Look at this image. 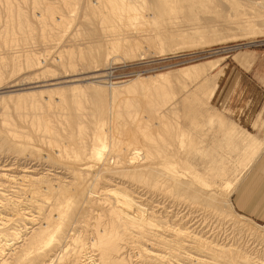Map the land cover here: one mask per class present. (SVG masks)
<instances>
[{
	"label": "rangeland",
	"instance_id": "374dc122",
	"mask_svg": "<svg viewBox=\"0 0 264 264\" xmlns=\"http://www.w3.org/2000/svg\"><path fill=\"white\" fill-rule=\"evenodd\" d=\"M93 2L95 0H0V228L7 234L18 230L23 233L21 239L17 241L12 240V236L0 235V246L7 240L6 243L13 244L5 246L4 258L8 259L6 260L8 263L4 264H13L24 254L23 247L28 242V239L24 238L29 237L31 231L40 225L44 218L43 214L56 202V192L51 195L47 191L38 194L30 191V187L36 183L35 180L38 176L46 175L48 179L59 182L60 186L63 184L69 186L73 181L70 173L74 169L71 161L78 163L82 150H87L91 155L96 147L101 148L102 142L97 138L103 129H110L111 119L140 121V117L148 119L157 109L166 111L168 115L164 118L165 121L173 123L177 121L186 128L185 147H177L175 157L170 156L168 159L170 158V161L180 159L178 169L185 173L198 171L210 183L216 181L215 186L220 194L232 189L230 199L242 177L251 168L245 169L244 165L250 159L251 153V149L248 148L250 145L248 137L253 134L262 140L258 134L260 121H245L242 113L233 112L227 105H220L214 100V92L226 66L233 72L248 69L252 64L251 58L263 52L264 0H137L139 4L137 3L133 13L129 9L127 10L129 12L125 13L128 14V19L127 15L125 18L120 17L121 10H116L110 4V8L105 4L109 8H106L107 12L104 5L103 8L101 5L100 10L99 7H95L96 5H92ZM112 10H116V13ZM105 11L107 15L109 14L110 20L105 18L108 17L106 14L104 16ZM11 12V18L15 16L14 20L9 17ZM112 12L116 14L115 17ZM52 13L55 18H64L65 26L62 24L63 21L59 24L57 18L54 20V17H51ZM121 16L124 17V14ZM118 41H122L121 44L119 42L117 45ZM214 62L217 63L214 69H204L200 75L195 74L197 68ZM154 74H165V77L162 79L158 77V81L154 79L150 82L151 86L137 90L132 88L127 90L128 88L121 86L115 89L110 83L120 81L130 83L138 77ZM124 83L121 85H125ZM62 94L66 96V100L64 99V103L60 105L59 97H62ZM78 95L81 99L77 97ZM77 98L80 100L77 101ZM79 101L83 103L79 105ZM187 114L190 116L187 117ZM44 118H48L60 132L61 142L69 145L67 152L62 147L55 150L56 148L49 144L51 134L44 133L33 124L34 121L43 122ZM78 121H83V124L78 125ZM196 121L199 122L195 123ZM227 125L239 131L235 130L232 135V138L235 136V140L231 141L233 144L224 140L227 134L223 128ZM81 129H86V134L80 135ZM105 138L106 135L103 136V140L109 142ZM192 140L196 141V148L202 146L205 150L203 153L199 152L202 158L197 157L195 149L188 154V159L194 158L195 162L194 166H189L190 172L185 169L187 167L185 163ZM22 149H25V152ZM263 149L264 145L261 152ZM108 150L110 147L104 156L108 155ZM48 154L54 157L49 159ZM58 154L61 157L63 155L65 161L60 160ZM57 155L60 161L56 160ZM67 160H70V163ZM91 160L100 163L102 159ZM212 162H217L215 167L210 166ZM221 168L227 170L225 175H220ZM104 175L105 180L102 179V182L96 185L99 197L105 196L103 189L108 183L116 184L121 180L116 178L112 183L109 179H115L112 178L113 175ZM127 184L131 186L130 191L141 201L140 203L157 205L161 201L168 211L164 212L168 216L166 218L172 222L176 219V223L174 222L176 227L190 226V229H198L201 234L203 232L209 235V238L215 240L219 238V241L221 239L220 243L224 241L230 245L232 242V246L248 250V254H251L255 262L253 264L264 263V237L260 238L261 235L259 236L246 221L263 227L264 222L251 220L252 223L250 219L241 217L235 211L232 200L228 208L224 204L220 206L221 212L212 205L206 206V201L198 203L186 198L176 199L171 194H164L160 189L142 198L146 187L144 189L128 181ZM162 186H165V183H162ZM204 191H207L206 188ZM37 204L43 209L40 207L37 209ZM82 206V209L78 208L76 213L74 212V217H78V223L76 221L74 224L78 235L76 233L75 235L79 236L78 241L82 243L67 238L64 247H61L63 250L61 248L49 250L47 256L35 258L31 263L26 262L27 264H47L50 259H55L52 264H73L71 260L75 259V255L72 251L75 246L80 245L78 248L83 250V255L77 264H101L100 255L91 249L95 219L89 216L90 207L85 203ZM162 211L163 209L160 210ZM20 214L23 217L34 218V223L29 219L21 220V216L18 218ZM2 218L13 220L3 221ZM237 220H240L239 223ZM236 222L239 225H236ZM232 230L239 231L237 233ZM255 233L258 236L254 235ZM170 234L166 236L173 239L175 236ZM237 234H240L241 238ZM138 243L140 244L136 242L137 245L134 243L135 245L126 247L124 251V255H130L135 264H160L148 257V254L144 259L139 253L140 246L145 245L144 247L154 253H168L158 246L157 248L151 244ZM255 248L258 252L254 250ZM63 252H68V255L62 259L63 261L57 260L58 254L61 256ZM180 256L175 259L171 257V264L184 263L181 254Z\"/></svg>",
	"mask_w": 264,
	"mask_h": 264
},
{
	"label": "bare ground",
	"instance_id": "6f19581e",
	"mask_svg": "<svg viewBox=\"0 0 264 264\" xmlns=\"http://www.w3.org/2000/svg\"><path fill=\"white\" fill-rule=\"evenodd\" d=\"M136 1L137 0H95V2H93L92 5H96L95 7H99L101 10V5H102V8L104 5L105 6L104 9H106L109 7V4H110L112 7H115L116 10H119V11L121 10L120 14L121 15L124 14V17L121 15H120V17L125 18V15H127L126 19H128L127 18L128 14H125V13L129 12V11H127L128 9L132 10V13H133L134 8L138 3ZM8 3H10V2H8ZM67 3H69V2H67ZM105 4H107L108 7H106ZM12 6H13V4H12ZM67 6H70V5L68 4ZM50 8H49V10H50ZM97 10H99V9H97ZM116 10L115 11L112 10V11H114L116 13ZM17 11H19L18 8H17ZM106 11L108 12L107 9H106ZM106 11L104 13V16L107 13ZM114 12H112L113 16L115 14ZM112 13H110V16ZM135 13H137V12H134V14ZM10 14L11 15L9 17L11 18L12 12ZM134 14H133V16H134ZM51 15H53V13ZM54 16L55 15H53L51 17L53 18ZM104 16H103V18H104ZM106 16H108V17H105V18H107V20H110V19H108L109 14L108 15L106 14ZM113 16H112V18L115 17V16L114 17ZM7 17H8V15H7ZM14 18H15V16L13 17V19L12 18L11 19L14 20ZM56 18L54 17L53 19L55 20ZM63 20H64V18H62V17L57 18V22L59 24ZM16 23L18 24V22H16ZM54 24H56V22ZM62 24L63 25L65 24L64 21L62 22ZM21 26H22V22H21ZM103 30H105V29H103ZM122 41H118L117 45L119 42L121 44ZM113 44L115 45V42H113ZM120 44H119V46H120ZM128 44H130V42ZM111 45H112V42H111ZM206 66H209V68H207ZM206 66H202V67L197 68L195 74L200 75L199 73H201L204 69L205 70H212L217 66V63L216 62L209 63ZM185 74L188 75L187 73H185ZM164 75L163 74H154V75H150V76H146V77H138L135 80L131 81L130 83H127V82L124 83L125 81L110 82V83L112 84V87L115 89L117 87L121 86L124 88H128L127 90H129L130 88H132L133 90H135V89L137 90L139 88H143V87L145 88L146 86H149V85L151 86V84H150L151 81H153L154 79H157L158 77L159 78L161 77V79H162V77H165ZM157 81H158V79H157ZM123 83L125 85H121ZM75 89L77 91V89H78L77 86ZM77 97L81 99V97H79V95ZM59 98H60V102H61V103L60 102L59 103H60V105H62V103H64L63 100L64 99L66 100V96L62 94V97H59ZM78 98H77V101L80 100ZM75 99H76V96H75ZM80 103H81V101H79L78 102L79 105H81L83 102L81 104ZM172 106H174V105H172ZM175 108H176V106H175ZM173 111L174 110H172V112ZM177 111H179V110H177ZM131 114L132 113H129V115H131ZM175 114H176V112H175ZM190 114H187V117H189ZM140 115H142V114H140ZM167 115L168 114L166 111L157 109V111H155L154 113H152L148 117V119L154 120V121H145L148 119H144L143 116L140 117V121H112V119H111L110 129H103L101 131V134H99V136L97 138L99 142H102L101 148L99 146H98L99 148L96 147V149H94V151H93L94 153H91V155H90V152L89 153L87 152V150H85V151L82 150L81 155H79L80 159L78 160V163H76V162L73 163L71 161V165L74 169L70 168V169H72V172L69 169V171L71 172L70 175L72 174V178H73V181L70 183L69 186H64V184L60 186L59 182L56 183V182L52 181V179H48V177L46 175H45L46 177L41 175L40 177L38 176L37 179L35 178L36 183L33 184L32 187L29 186L30 191H32L33 194H38L41 191L42 192L47 191L51 195H52V193L56 192L57 193L56 202L51 209H48L49 210L48 212L43 214L44 218H43L42 222L40 223V225L31 231L32 233H30L31 235L29 237L27 236L28 238L27 237L24 238L25 240L28 239V242L25 241V242H27V245L25 246L23 244L24 245V247H23L24 248V250H23L24 254L22 256H19L14 261L13 264H27L26 262L31 263V262H33V260L35 258H38V257L43 258V257L47 256L51 250L64 247L67 238H71V240H74L75 242L78 241L79 236H76V235H78L77 234L78 230H77V227H74V224L78 220V217H74V212L76 210H78V208L82 209L83 203H85L87 206L90 207L91 215H89V216L91 217V219H95L94 220L95 222L93 223V225H94V227H93L94 238H92L93 241L91 243V249L93 251L98 252V256L100 255L99 260H100L101 264H135L133 262L135 260H132V257L130 255H127L128 257L126 255H124V253H125L124 251L128 248V246L135 245L136 242H140V244L141 243L151 244L153 246H156V247L158 246L164 250H167L168 255L165 254V252H164V254L163 253L159 254L158 252L154 253V251L150 250L149 248L144 247L145 245L139 247V249H140L139 253L142 255V257L149 255L148 257L152 258L153 261H156L157 263H160V264H166V263L171 264L170 258L171 257H174V259L178 258V257L180 258L181 257L180 254L182 255L183 260H184V263H181V264H253V263H255L253 261V257H251V254H248V252H247L248 250L245 251V249H242V248L240 249V248L234 247L236 245L232 246V242H231L232 240H230L231 244L227 245L224 243V241H223V243H220L221 239L219 241L218 240L219 238L216 239L217 240L216 241L215 239L209 238L210 236L203 233V232L201 234L200 233L201 231H198V229H195V228L190 229L191 228L190 226L189 227H183V226L182 227H180V226L176 227V225H174V222L176 223V219L172 222L171 220H168L169 218H166L168 216L166 214H164V212L165 211L168 212V211L166 210L167 209L166 206L161 204V201L157 205L156 204L155 205H153V204L147 205V204H143L144 202L140 203L141 201L137 200L136 199L137 197L135 195H133L132 192L130 191L131 186L129 187L128 184H127L128 186L126 185V183L128 181V183H131L132 185L133 184L138 185V186H141V188L146 187V189L144 188L146 191H145V193H143L142 198H143V196H146L147 194L151 195L152 193H156V189H160L164 192V194L165 193L171 194L176 199L186 198V199H189L191 202H198V203H200L202 201H206V206L212 205L216 208V210H220V211H221L220 206L222 204H224V206L226 208H228L229 205L231 206L230 194L232 192V189L229 191L227 190L226 193L220 194L218 192L219 190H217V188L215 186L216 181H214V182L212 181V183H210L208 180L203 178V176L198 171L195 172L192 170L193 173H185L184 171H181L178 169V164L180 163L179 158H178L179 160L173 159L172 161H170V158L168 159V157H170V156L172 157L175 155V150L177 147H179V148L185 147L186 140H185L184 136H186V134H185L186 128H184V126H183L184 124L181 125L177 121L176 122L174 121L176 124L173 123L172 121H165L164 118H166ZM192 116H194V115H192ZM42 121L43 122L34 121L33 124H35L38 128L42 129L44 133L49 134V135L51 134L49 144L54 149L56 148L55 150H57L59 147H62V149H65L67 152V147H69V145L67 146L65 143L61 142L62 140L59 138V136H61L60 132L53 126V124H51V121H49L48 118H44ZM192 122H194V121H192ZM197 122H199V121H196L195 123H197ZM177 123H179V124H177ZM211 123H213V122L211 121ZM77 124L82 125L83 121H78ZM84 124L86 125V123H84ZM206 125H209V123ZM81 127H84V126H81ZM87 128H88V126H87ZM223 129H224L223 131H225V133L227 134L224 137L225 142L232 143L231 141L235 137L234 136L232 138L234 131L235 130H236V132H239V131H237V129H235L233 126L228 127V125H227V127L223 128ZM189 130H190V128H189ZM196 130H197V128H196ZM194 132H195V129H194ZM236 132H235V134H236ZM83 134H86V129L85 130L81 129L80 135H83ZM105 135H106L105 140L107 139V140H109V142L103 140V136H105ZM248 139L250 141V145L248 148L251 149V153L249 154L250 159L246 161V164H244V165H246L245 169H248L249 167H251L253 165V163L255 162L254 159L257 157L258 153L261 152L263 145H264V140L262 141V140L258 139L253 134H250ZM248 139H246V140H248ZM83 140H84V138H83ZM243 140L245 141V138ZM190 144L191 145H190L189 153H187V161L185 163V165H187V167L185 169H187V171L191 172V170H189V166H191V165L194 166L195 162H194V158L188 159V156H189L188 154H190L192 151H194L193 149H195L198 153V154L196 153L197 157L202 158L203 156H200V155H201V153L204 152L205 149H203L202 146H200L199 148L197 146V148H196V141L195 140H192V142H190ZM75 145H77V144H75ZM81 145H83V144H81ZM186 145H187V143H186ZM187 146H189V144ZM212 146L214 147L213 144H212ZM109 147H110V150H108V152H109L108 155L104 156L105 151H107V149ZM84 148H85V144H84ZM208 148H210V147H208ZM208 148H206V150ZM199 149H200V151H199ZM12 150H15V149H12ZM23 150L25 152V149H22V151ZM172 150H173V152H172ZM256 151H257V153H256ZM19 152H20V150H19ZM199 152H201V153H199ZM172 153H174V154H172ZM203 155H205V154H203ZM48 156H49V154H48ZM52 156L54 157V155H51V156H49V159ZM59 156H58V158H56V160H59ZM62 157H63V155H62ZM62 157L60 160L64 159ZM205 157H207V155ZM91 158H94V159L99 158L102 160L100 163L97 162L96 160H95L96 162L95 161L93 162L91 160ZM64 161H65V159H64ZM67 162L70 163V160L69 161L67 160ZM216 164H217V162L216 163L212 162V164L210 166L215 167ZM221 171H222V173L220 174L221 176L225 175L227 173L226 169L222 170V168H221ZM248 171H249V169H248ZM104 174L113 175L112 178H115V179H109L108 178L110 181H112V183H114V181H116V178H119L121 180L120 181L118 180V182L116 184H111V182L108 180L110 182V184L109 183H108V185L106 184L107 186L105 187V189H103V190H105V191H103V194L105 196L99 197V196H97L99 191L96 189V185L99 182H102V179L105 180L106 175H104ZM162 183H165V186H162ZM200 183H201V185H200ZM112 185H115V186L112 187ZM111 188H113V189H111ZM205 188L207 191H204ZM134 193H136V191ZM146 198H148V197H146ZM151 200H150V203H151ZM152 203H154V202H152ZM181 204H182V202H181ZM40 205H42V203ZM40 205L38 206V204H37V206H36L37 209H38V207L43 209V207ZM155 208H157V209H155ZM161 209H163L162 212H160ZM20 216H21L20 219L23 221L24 220L27 221V219H29L31 222H33L34 218L23 217L22 214L18 215V218ZM196 216H197V214H196ZM237 216L240 217V215H237ZM222 217H224V216H222ZM241 217H244V216L241 215ZM2 220L3 221L4 220L10 221L13 219L12 218H2ZM65 221L66 222L68 221V222L65 223ZM239 221L237 220L238 223H239ZM91 222H93V221H91ZM170 222H172V223H170ZM237 222H236V225L238 224ZM242 222H244V220H242ZM251 222L253 223V221H251ZM77 223H78V221H77ZM246 223H248L249 226L253 230H255L257 234H259V236L261 235L260 238H262V236L264 237V231H262V229H264L263 226H259V225L254 224V223L252 225L251 223H249V221H246ZM0 225H1V222H0ZM180 225H181V223H180ZM240 225H241V223H240ZM257 226H258V228H257ZM241 227H244V226H241ZM246 227L247 226H245V228ZM72 230H74V232H72ZM2 231H3V228H0V235L3 234V235H7V236H12L13 238L12 237L11 238L14 241L21 239L22 234H23V233L21 234V231H19V230L13 231L10 234L9 233L8 234L3 233ZM232 231H234V230H232ZM238 231H234V232L238 233ZM240 232H242L241 228H240ZM71 233H74L73 235H75V233H76V235L75 236L70 235ZM168 233L169 234L171 233L175 237L173 239L168 238L166 236V234L168 235ZM256 233L254 235H257ZM171 234H170V236H171ZM232 234H234V233H232ZM249 234H250V232H249ZM238 236H240V234ZM250 236H252V234H250ZM7 238H9V237H7ZM240 238H241V236H240ZM255 238H257V237H255ZM234 239H236V238H234ZM257 240H259V239H257ZM240 241H238V242H240ZM248 241H251V240L248 239ZM6 242H5V244H2L0 246V264H4L5 262L8 263L7 262L8 259H6L7 260L6 261L4 258V256H5L4 252L6 251L5 246H11L12 242H10V244L6 243ZM247 242H245V243H247ZM77 243H79V241ZM81 243H79V244H81ZM240 244H241V242H240ZM243 244H244V242H242V245ZM250 244H252V242ZM52 246L54 248H52ZM80 246H77V247L75 246L76 248L74 247V249L72 251V253H74V255H75L74 256L75 259L71 260V261H73L72 262L73 264H77L78 262H80L81 259L79 260V258H81L83 255L82 254L83 250L78 248ZM244 246L246 248V245H244ZM259 246H261V245H259ZM256 249L257 248H255L254 250L256 251ZM250 250H252V249H250ZM259 251H261V250H259ZM256 252H258V251H256ZM32 253H34V254L32 255ZM67 253L63 252V254H61V256L59 254L57 256V254H56L57 260L58 259L62 260L63 258H65L68 255ZM35 254H37L36 257H35ZM144 259H145V257H144ZM144 259L142 258L143 261H144ZM54 260L55 259H50V261H48L47 264H52L54 262ZM172 263H173V261H172Z\"/></svg>",
	"mask_w": 264,
	"mask_h": 264
},
{
	"label": "crops",
	"instance_id": "0c3cea01",
	"mask_svg": "<svg viewBox=\"0 0 264 264\" xmlns=\"http://www.w3.org/2000/svg\"><path fill=\"white\" fill-rule=\"evenodd\" d=\"M248 69L233 72L225 67L214 92V100L242 113L245 121H260L259 137L264 140V49L251 58ZM234 74V76L232 75ZM232 205L240 215L264 222V149L232 194Z\"/></svg>",
	"mask_w": 264,
	"mask_h": 264
}]
</instances>
